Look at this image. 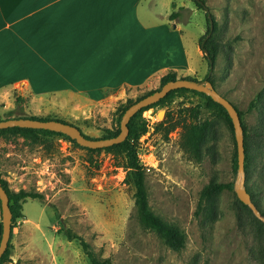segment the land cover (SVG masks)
I'll list each match as a JSON object with an SVG mask.
<instances>
[{
  "label": "rangeland",
  "instance_id": "1",
  "mask_svg": "<svg viewBox=\"0 0 264 264\" xmlns=\"http://www.w3.org/2000/svg\"><path fill=\"white\" fill-rule=\"evenodd\" d=\"M169 1L166 7L157 3L151 12L144 9L143 24L157 25L153 29L162 33L148 72L140 68L144 72L138 73L139 67H134V81L124 80L117 87L103 82L94 91L65 98L11 93L0 99V121L11 111L12 118L65 121L93 138L115 130L120 106L159 89L165 73L206 78L209 63L200 41L209 27L207 8L214 22L208 39L216 49L208 80L241 113L250 158L244 187L264 209V0H202V9L193 0ZM172 12L178 15L170 19ZM163 13L159 19L157 14ZM140 119L147 131L137 142V153L150 210L183 233L184 247L172 250L143 226L134 187L121 159L112 153L88 152L64 138L0 137V178L13 192L42 195L23 203V218L12 229L9 258L1 264H89L79 242L68 240L63 229L111 264H260L256 236L264 249V233L239 204L237 168L232 163L234 131L224 117L205 99L179 92L171 101L144 111ZM203 122L211 124L215 140L196 156L187 144V130ZM210 183H232L233 188L210 201L212 218H205L200 194Z\"/></svg>",
  "mask_w": 264,
  "mask_h": 264
},
{
  "label": "crops",
  "instance_id": "2",
  "mask_svg": "<svg viewBox=\"0 0 264 264\" xmlns=\"http://www.w3.org/2000/svg\"><path fill=\"white\" fill-rule=\"evenodd\" d=\"M157 3L171 1L0 0V99L15 92L65 98L134 81V67L148 72L161 47L157 25L142 22L144 9ZM1 228L0 210V236Z\"/></svg>",
  "mask_w": 264,
  "mask_h": 264
},
{
  "label": "trees",
  "instance_id": "3",
  "mask_svg": "<svg viewBox=\"0 0 264 264\" xmlns=\"http://www.w3.org/2000/svg\"><path fill=\"white\" fill-rule=\"evenodd\" d=\"M195 3L196 7L199 9L203 8L202 0H193ZM177 12H172V14L169 16L170 19H173L177 16ZM208 20V19H207ZM209 32V27L207 30L208 34ZM205 38V37H204ZM203 38V39H204ZM203 39L200 41H203ZM201 48V47H200ZM202 51H207L208 57L206 56L207 60L208 58L211 60L212 64H214L215 57H216V49L215 46L212 44L211 39H208L204 42L203 47L201 48ZM209 63V61H208ZM209 72V71H208ZM185 79L189 80H195L194 78L191 77H183ZM207 78V75H206ZM177 78L176 73L173 71H169L165 73L160 80V88L167 82L169 81H174ZM211 84L213 85L212 81H210ZM214 86V85H213ZM159 88V89H160ZM158 90V89H157ZM155 91V90H154ZM154 91L148 92L146 95L136 99V100H131L128 99L125 104L120 106L118 110V116H117V121H116V129L115 130H108L105 132L100 138H93L90 136L85 135L78 127V129L82 132V134L88 138V139H107V138H113L116 137L119 133L120 127V119L124 111L134 102L138 101L139 99L153 93ZM179 92H190L193 93L203 99L206 100L207 105L209 108L212 110L217 111L220 115L224 117V119L227 121L229 127L231 130H233V126L231 123V120L227 114V112L224 110L222 106L219 104L213 102L208 96L196 92V91H191L187 90L184 88L181 89H176L170 91L164 98L160 99L157 103L152 104L150 106H147L145 108H142L139 110L128 122V135L126 139L119 143L115 144L106 148L102 149H88L84 147H80L74 140H71L68 136L59 133V132H53L49 130H42V129H30V128H19V127H13V128H6V129H0V137H21L24 140H37L39 137H57V138H64L74 144L76 147L82 148L87 150L88 152H99V151H105L108 153H112L115 155V157L121 159V166L126 172V179L127 181L134 187V205L135 209L137 212V215L139 217V220L143 224V226L147 229H150L154 231L162 240L163 242L172 250L174 251H180L184 247V235L181 231H179L177 228L170 226L163 222L158 216H156L149 207L148 204V198H147V193L145 189V184H144V177H145V172L142 164L139 161L138 158V153H137V142L139 138L147 131V125L140 119L141 114L149 110L153 107L160 106L162 104H165ZM18 101L19 98H17ZM235 107V106H234ZM236 108V107H235ZM238 111V110H237ZM239 117L241 113L238 111ZM16 118H30L34 120H41V121H48V120H56L60 121L63 123H67L65 121H61L58 119H50V118H38V117H16ZM7 119H12L11 116V111H8L7 117H5L4 120ZM242 128H243V138H244V171L248 176V165H249V146H248V140H247V134L244 125L241 123ZM215 135L216 132L212 128L211 124L209 122H203L198 125H190V127L187 130V144L189 145V149L196 155L200 156L202 153V150L204 147L208 148V144L210 141L215 140ZM232 163L234 169L237 168V159H236V150L232 158ZM0 183L2 187L5 189L8 199H9V209L11 212V236L10 240L12 237V229L14 227V224L23 218L22 214V205L26 201V199H40L42 198V195L39 193H34V192H26L25 190H19L18 192H13L8 188V185L6 181L0 178ZM233 188L232 183H210L207 186H205L200 194V201H203L205 204L203 207H201V210L204 212L205 218H212V210L213 206L210 205L212 204V201L217 195H219L222 191L224 190H231ZM247 192L251 196V200L254 203V205L257 207L259 210L260 214L264 216V209L260 208L258 203H256L252 199V191ZM240 206L245 209L252 217V220L254 221L257 231L263 232L264 233V224L258 220L256 217H254L251 212V210L243 204L242 202L239 201ZM62 232L65 233V236L68 240H77L82 248V251L84 252L89 264H111L110 259L108 258H97L94 256L93 252L89 249L88 244L82 240L80 237L76 236L75 234H71L69 231L63 229ZM257 235V234H256ZM257 239L259 240L258 242L260 243L261 247L257 249V254H258V261L260 264H264V249L262 247L263 241H261V238L256 236ZM10 240L8 242L7 249L5 250L4 254L0 258V264L3 263L5 260L9 258L10 255Z\"/></svg>",
  "mask_w": 264,
  "mask_h": 264
},
{
  "label": "water",
  "instance_id": "4",
  "mask_svg": "<svg viewBox=\"0 0 264 264\" xmlns=\"http://www.w3.org/2000/svg\"><path fill=\"white\" fill-rule=\"evenodd\" d=\"M206 17L209 23V32L201 42L200 47H203L204 42L210 37L214 29V22L207 8H205ZM208 57L207 51H203ZM209 61V72L207 78L204 80H189L185 78H179L174 81L165 83L160 89L155 90L153 93L139 99L131 104L122 114L119 123V133L116 137L107 139H88L82 132L74 125L69 123H63L56 120H34L30 118H12L0 121V129L6 128H30V129H42L53 132H59L68 136L71 140H74L80 147L88 149H102L115 144L123 142L128 135V122L130 119L142 108L157 103L160 99L164 98L170 91L176 89H187L196 91L208 96L213 102L219 104L227 112L234 131L235 145H236V159H237V182L235 183V192L240 202L248 206L253 215L264 224V216H262L251 200L250 194L244 187V138L243 128L237 109L234 105L225 97H223L208 80L213 68L211 60ZM163 116L164 110H160L158 115ZM0 210H1V236H0V258L7 249L8 242L11 236V212L9 209V199L5 189L0 183Z\"/></svg>",
  "mask_w": 264,
  "mask_h": 264
},
{
  "label": "bare ground",
  "instance_id": "5",
  "mask_svg": "<svg viewBox=\"0 0 264 264\" xmlns=\"http://www.w3.org/2000/svg\"><path fill=\"white\" fill-rule=\"evenodd\" d=\"M160 116H161V114H160Z\"/></svg>",
  "mask_w": 264,
  "mask_h": 264
}]
</instances>
